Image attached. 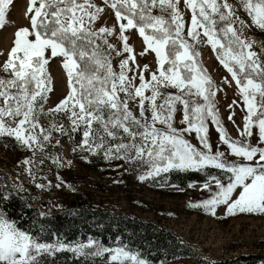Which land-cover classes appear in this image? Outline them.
Returning a JSON list of instances; mask_svg holds the SVG:
<instances>
[{"label": "snow or ice", "instance_id": "snow-or-ice-1", "mask_svg": "<svg viewBox=\"0 0 264 264\" xmlns=\"http://www.w3.org/2000/svg\"><path fill=\"white\" fill-rule=\"evenodd\" d=\"M12 2L0 0V27ZM180 3L30 0L29 12L34 13L30 29L16 31L14 47L0 65V139L9 138L31 153L22 163L33 180L34 168L39 171L46 159L58 168L65 166L48 151L60 145L57 136L69 140L79 136L74 152L78 149L106 161L124 160L140 173L141 182L172 172L203 174L202 190L209 196L190 207L211 215L220 206L229 215L264 214V59L251 50L252 42L244 36L251 27L264 31V0H236L235 4L183 0L190 22ZM106 9L114 15L118 32L115 25L95 26ZM241 10L249 20L240 16ZM129 30H136L146 51L155 54L158 67L150 79L144 74L149 66L141 69L136 63L125 35ZM114 35L122 42V50L109 42ZM204 43L216 52L241 97L246 113L242 129L235 125V113L229 115L240 139L231 138L215 107L219 89L199 62L197 45ZM112 53L117 57L128 54L119 61L118 71ZM53 58L61 60L68 91L55 107L46 110L53 90L48 73ZM136 72L138 76L129 75ZM130 104L138 108V115ZM178 105L182 106L179 124L183 125L179 128L174 119ZM42 120H47V126ZM209 121L220 141L215 151ZM193 133L199 146L186 138ZM66 163L70 166L72 162ZM194 186L188 183L189 188ZM10 199V193L0 190V201ZM60 253H70V259L80 264H95L105 257L104 264H153L129 245L113 248L93 239L71 243L59 236L54 242L44 241L37 233L20 228L0 207V264H55Z\"/></svg>", "mask_w": 264, "mask_h": 264}, {"label": "rangeland", "instance_id": "rangeland-1", "mask_svg": "<svg viewBox=\"0 0 264 264\" xmlns=\"http://www.w3.org/2000/svg\"><path fill=\"white\" fill-rule=\"evenodd\" d=\"M228 2L235 4L236 0H228ZM97 3L102 5L103 0H97ZM29 6L30 0H13L6 13L5 24L0 27V65L7 60L11 48L14 47L16 31L24 27L30 29L31 15L34 13L29 12ZM180 8L184 12L186 21L190 22V11L185 9L183 0H181ZM239 14L243 19L249 20L242 10ZM114 25L118 32L114 15H110L109 10L106 9L95 26L99 28ZM186 31L187 25L185 34ZM125 35L128 36V43L133 48L136 63L141 69L145 64L149 66V71L144 74L150 79V73L158 67L155 54L150 50L146 51V46L136 30H129ZM244 36L252 42L251 50L264 59V31L251 27L245 30ZM108 39L117 49L122 50V42L118 39V35ZM197 50L200 52L199 62L219 89L215 97V107L219 111L220 119L231 138L240 139L237 127L229 121L230 112H234L235 125H239L242 129L243 117L246 114L242 111V100L238 95L236 84L219 63L216 52L210 45L206 43L197 45ZM141 52L145 54L141 56ZM127 55L125 53L117 57L115 53H112L115 70H119V61ZM48 73L52 80L53 90L49 93V99L45 105L46 110L55 107L68 91L66 72L60 59L53 58L50 61ZM133 74L138 76L139 72L129 73V75ZM225 78L228 83H225ZM136 83H139L138 79ZM234 101L239 106L233 104ZM130 107L135 114H139L135 105L130 104ZM178 109L174 119L175 126L179 128L183 127L179 124L182 119V106L178 105ZM42 123L47 126L48 122L42 120ZM208 123L210 142L215 151L220 141L214 126L210 121ZM57 138L60 139V145L56 148L49 147L48 151L59 156L65 162V166L58 168L51 160L46 159L39 166V171L34 168L35 180L26 171L28 166L22 163L31 153L11 148L8 144L9 138L0 139V169H5L11 175L18 191L31 198L41 212L62 209L72 200L81 197L92 202L93 206L102 207L114 213H127L132 217L151 220L167 226L196 254L189 258H178L157 264H195L199 258L219 260L236 256L239 253L264 252V214L237 212L229 215L226 208L220 206L216 214L211 215L203 209L189 206L191 203L208 198L209 193L202 190V182H193L195 186L192 188H189L188 184L185 186L177 183L159 184L157 180L141 182L137 178L140 173L124 160L106 161L102 156H90L78 149L74 152L76 145L61 137L57 136ZM186 138L199 146L194 133L190 136L186 134ZM252 143H257L255 137L252 138ZM221 150L227 152L226 146L221 145ZM231 159L236 158L231 157ZM67 161L72 162L70 166L67 165ZM57 176L60 179H57ZM36 184H43L44 187H36ZM58 184L59 187H57ZM101 261L102 259H98V263L95 264H104Z\"/></svg>", "mask_w": 264, "mask_h": 264}, {"label": "trees", "instance_id": "trees-1", "mask_svg": "<svg viewBox=\"0 0 264 264\" xmlns=\"http://www.w3.org/2000/svg\"><path fill=\"white\" fill-rule=\"evenodd\" d=\"M62 139L69 140L67 137ZM79 139L80 137L76 136L75 140L69 141L75 145V141ZM8 144L14 150L23 151L11 140ZM210 171L213 174H219L217 170ZM156 180L159 184L177 183L185 186L189 182H203L205 176L195 172H172ZM0 190L11 194L10 200L0 201V207L8 217L20 228L37 233L47 242H54L59 236L71 243H87L88 239H93L113 248L129 245L133 250L140 251L153 264L196 255L192 248L169 227L151 220L132 217L127 213H114L102 207L93 206L92 202L81 197L72 200L62 209L41 212L31 198L18 191L11 175L5 169H0ZM70 257V253L57 254L55 264H80L79 261H73ZM106 259L107 257L103 258L101 262ZM95 263H98V260ZM195 264H264V252L239 253L219 260L199 258Z\"/></svg>", "mask_w": 264, "mask_h": 264}]
</instances>
